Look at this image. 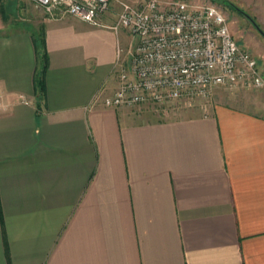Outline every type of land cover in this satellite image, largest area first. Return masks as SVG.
Here are the masks:
<instances>
[{
	"label": "crops",
	"instance_id": "0c3cea01",
	"mask_svg": "<svg viewBox=\"0 0 264 264\" xmlns=\"http://www.w3.org/2000/svg\"><path fill=\"white\" fill-rule=\"evenodd\" d=\"M23 1L0 0V264H264V114L108 107L117 16Z\"/></svg>",
	"mask_w": 264,
	"mask_h": 264
},
{
	"label": "built area",
	"instance_id": "2783aa9c",
	"mask_svg": "<svg viewBox=\"0 0 264 264\" xmlns=\"http://www.w3.org/2000/svg\"><path fill=\"white\" fill-rule=\"evenodd\" d=\"M32 1L50 17L73 15L102 26H108L101 17L112 6V0ZM119 4L110 27L116 32L126 29L135 42L118 48L119 85L104 98L106 106H165L182 99H206L220 86L264 88L257 57L237 42L217 5L189 0Z\"/></svg>",
	"mask_w": 264,
	"mask_h": 264
},
{
	"label": "rangeland",
	"instance_id": "374dc122",
	"mask_svg": "<svg viewBox=\"0 0 264 264\" xmlns=\"http://www.w3.org/2000/svg\"><path fill=\"white\" fill-rule=\"evenodd\" d=\"M8 1V0H7ZM6 5L13 9L18 2L23 0H13ZM16 1V2H14ZM119 1L131 3H141L144 0H112L109 12L117 16L120 10ZM194 3H213L217 5L229 19L231 31L237 42L251 51L259 60V65L264 74V7L253 4H245L236 0H189ZM16 3V4H15ZM258 25V27H257ZM122 40L127 49L135 42L133 35L122 28ZM211 102H223L233 106L245 108L247 110L264 114V88H230L228 86L216 87L210 98L195 97L193 99H182L165 106L157 104H146L147 109L155 113H168L184 110L191 107V110H204ZM170 115V114H166Z\"/></svg>",
	"mask_w": 264,
	"mask_h": 264
},
{
	"label": "trees",
	"instance_id": "16d2710c",
	"mask_svg": "<svg viewBox=\"0 0 264 264\" xmlns=\"http://www.w3.org/2000/svg\"><path fill=\"white\" fill-rule=\"evenodd\" d=\"M257 27H258V25H257ZM36 41H37V43H38V41H40L44 47L43 48V54L41 55V61H43V63H41V65L38 66L37 76H36L37 89H38L40 95H44V93H45V73H46V70L48 67V57H47L46 47H45V34H44V32H41L39 34L38 38H36Z\"/></svg>",
	"mask_w": 264,
	"mask_h": 264
}]
</instances>
